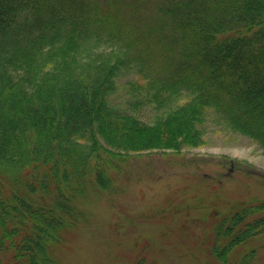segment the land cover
Listing matches in <instances>:
<instances>
[{
    "label": "trees",
    "instance_id": "obj_1",
    "mask_svg": "<svg viewBox=\"0 0 264 264\" xmlns=\"http://www.w3.org/2000/svg\"><path fill=\"white\" fill-rule=\"evenodd\" d=\"M210 116L264 150V0H0V264H56L89 186L204 144ZM260 208L216 225L212 255L264 233Z\"/></svg>",
    "mask_w": 264,
    "mask_h": 264
},
{
    "label": "rangeland",
    "instance_id": "obj_2",
    "mask_svg": "<svg viewBox=\"0 0 264 264\" xmlns=\"http://www.w3.org/2000/svg\"><path fill=\"white\" fill-rule=\"evenodd\" d=\"M205 138L133 153L119 162L113 189L89 186L78 200L88 220L56 264H225L210 252L214 228L247 205L261 206L250 218L264 216V150L211 116ZM251 249L252 264H264V233L236 246L231 262Z\"/></svg>",
    "mask_w": 264,
    "mask_h": 264
}]
</instances>
